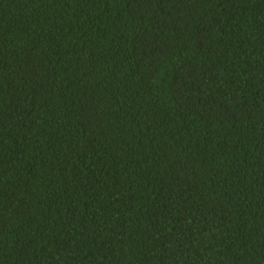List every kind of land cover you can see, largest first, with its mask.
I'll return each instance as SVG.
<instances>
[{
	"label": "trees",
	"instance_id": "obj_1",
	"mask_svg": "<svg viewBox=\"0 0 264 264\" xmlns=\"http://www.w3.org/2000/svg\"><path fill=\"white\" fill-rule=\"evenodd\" d=\"M0 264H264V0H0Z\"/></svg>",
	"mask_w": 264,
	"mask_h": 264
}]
</instances>
